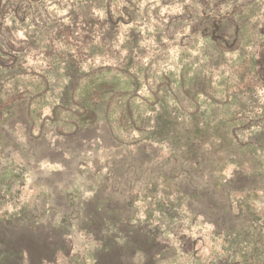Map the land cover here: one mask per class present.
I'll return each mask as SVG.
<instances>
[{
	"label": "rangeland",
	"instance_id": "1",
	"mask_svg": "<svg viewBox=\"0 0 264 264\" xmlns=\"http://www.w3.org/2000/svg\"><path fill=\"white\" fill-rule=\"evenodd\" d=\"M63 98L96 111L95 132ZM0 113L1 250L50 232L70 255L44 264H264V0H0ZM117 175L138 182L131 218L85 226L77 209L113 217L107 197L127 199Z\"/></svg>",
	"mask_w": 264,
	"mask_h": 264
},
{
	"label": "trees",
	"instance_id": "2",
	"mask_svg": "<svg viewBox=\"0 0 264 264\" xmlns=\"http://www.w3.org/2000/svg\"><path fill=\"white\" fill-rule=\"evenodd\" d=\"M66 99H61L60 101V106L64 109H62L63 111H65L66 113H70L72 115H75L77 117L82 118L83 114H86V116L90 115L89 117H86L85 119H81L82 122H84V126H85V130H90L92 129V131L94 130V132L96 131V128L94 126L95 123V119H96V111L92 110L89 113H86L85 111H83L82 114H79V112H73L72 110H70V108H68V106H66ZM1 114V113H0ZM11 114L8 113L7 117L10 116ZM23 126L26 127V129L29 127V124L27 123V121L25 119H16V121L14 120V122H12L10 124V127H12V129H14V126ZM31 126V125H30ZM29 128L27 129L28 133H29ZM113 142V140H112ZM48 152H50V154H48L47 158L50 162H55V163H60L62 165H64V158H63V150L56 144L54 143L52 146H50L48 144ZM24 148L20 147L18 150V155L21 156V161L24 163V167L27 168L28 170H35L37 169V164H38V158L36 157V153H34V150L29 147L27 149V152H22ZM126 164V162H125ZM179 165H172V169L173 170H178ZM66 169V167H65ZM182 172V171H181ZM61 171H56L54 172L55 175L60 174ZM185 175L189 178V182L191 185H194L195 183L192 180V177L189 175V173H187V171L184 172ZM165 177L167 178L168 175H165ZM136 182V184L138 183L136 181V176L133 175V177H129L128 179L124 178L123 175L122 176H116L113 178V183L110 184V186L112 187V189H114L116 187V191H119L120 193L126 194L127 195V199L123 198V197H117V196H109L107 197L106 201L107 203H112L115 204L114 207L112 208H107L108 211L113 214V217H106V215L104 214H99L101 216L100 219H96V217H94L96 214H94L93 211H79L78 209L75 211V218L77 220H82L85 223V226L88 225L89 223H94L96 220V222L98 224L101 225V227L103 228L105 223L108 221L113 222L114 225L120 227L123 223H127L129 221V219L131 218V214L125 212L126 210L131 208L132 202L135 199V197L137 196H133V189L136 188V184L134 185V183ZM178 184V183H177ZM175 188L179 191V193L184 196L187 199H191L194 198L197 195V188L198 185H194L193 189H187L186 187H184V185H178V187H176V185H174ZM253 190L256 189V187H251ZM101 188L97 189L94 193L91 199H97L98 195L97 193H99L101 190ZM125 189V190H124ZM114 191V190H113ZM52 194V193H50ZM51 197V195H50ZM54 195H52L51 201L53 200ZM220 197V196H219ZM50 199V198H49ZM120 199V201L118 202V200ZM217 201V198L215 199ZM92 201V200H90ZM49 202L44 203V213L45 211H47L49 214H53V215H58L60 216L59 219H61V221L58 222V225H63L64 223V219L66 217H68L69 215H66V213L64 211H60V206L59 205H55L53 206V208L48 207ZM228 206L226 209L224 207V205L222 207H224V210L230 211V205H225ZM102 210V209H101ZM100 210V211H101ZM130 211V210H128ZM56 221V220H55ZM54 221V222H55ZM53 222V223H54ZM53 223L50 226V229H52ZM28 228L31 229V231H35V232H40L41 230V224L40 223H36V221H34L33 223H28V225H26ZM227 225H225V223H215V227L217 228V233H224L225 236H228L231 234V231L226 227ZM27 228V230H28ZM119 230V228L117 229ZM108 230H106L107 232ZM0 232H1V227H0ZM86 232H88V229H86ZM97 233H95V237L94 240H96L97 242H101V239L98 238V234H100V232H102L101 230L97 229L96 231ZM33 234H30L29 236H27L26 234H23L20 237V244L18 246H16L15 248H10L8 250H1L0 249V264H9L12 260L14 259L16 261H18V264H23V260L26 259V261L28 262V264H44V263H57L58 257L60 255L64 256V257H69L70 255V249H69V245L71 246V238L66 237L65 235H62L60 238L55 237V235H52L50 232H47V236L43 237L40 234H35L34 232H32ZM117 234V233H116ZM112 237V242H103L100 243L101 245L96 247V251L98 252H109L112 249V244L114 242H119V239L117 236L115 235H111ZM123 245H125V243H123ZM97 260H96V264H100V257L98 255H96ZM142 259H144V255H141ZM119 260L120 263H125L128 261L127 257L125 254H120L119 256ZM104 264H110L108 262L104 263Z\"/></svg>",
	"mask_w": 264,
	"mask_h": 264
}]
</instances>
